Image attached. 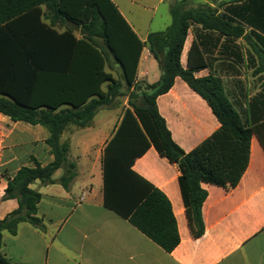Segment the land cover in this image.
Here are the masks:
<instances>
[{"label": "crops", "instance_id": "0c3cea01", "mask_svg": "<svg viewBox=\"0 0 264 264\" xmlns=\"http://www.w3.org/2000/svg\"><path fill=\"white\" fill-rule=\"evenodd\" d=\"M111 1L143 42L150 33L169 28L173 10L179 8L178 4L170 7L172 20L165 28L141 33L136 22L125 16L121 0ZM124 1L137 4V0ZM182 4L181 12L204 6L216 8L217 14H226L233 19V27L241 29L236 36L192 24L181 64L188 67V54L195 42L206 62L204 69L194 73L195 77L220 78L244 124L255 128L248 153L222 151L237 174L236 183L203 185L208 192L202 207L203 235L195 237L191 229L179 186L178 165L160 156L154 147L135 160L133 170L168 198L177 222L179 245L171 252L165 251L127 219L104 206V150L129 107L125 96L126 107L121 99H116L111 105L101 106L88 126L70 125L63 132L61 141L70 145L69 161L76 165V176L69 189L59 182L43 185L36 181L31 185L42 195L37 216L42 219L44 230L23 222L16 235L3 233L2 252L12 264H264V0H204L201 6L193 0H183ZM41 11V22L57 32L72 31L78 39L91 36L102 46V38L83 31L81 25L54 9L41 5ZM32 22L37 24L35 16ZM40 32L37 27L34 38L39 39ZM7 45L0 39V103L59 104L55 110L59 112L70 108L72 102L82 101L84 92L72 96L73 83L56 71L59 60L54 43L39 45L35 57L40 68H29L22 51ZM106 56V72L122 80L121 66L111 53ZM64 61L65 56L62 64ZM160 77L159 64L145 47L137 81L153 84ZM107 87L108 82L101 85L104 91ZM157 105L173 140L187 153L221 126L207 101L180 77L157 98ZM105 106L112 112L102 113L104 118L96 122ZM49 137L46 127L13 121L0 112V220L19 207L16 199H4L8 182L17 172L22 167H35L36 162L46 166L54 161L46 144ZM64 172L62 168L57 170L53 178L60 179Z\"/></svg>", "mask_w": 264, "mask_h": 264}, {"label": "trees", "instance_id": "16d2710c", "mask_svg": "<svg viewBox=\"0 0 264 264\" xmlns=\"http://www.w3.org/2000/svg\"><path fill=\"white\" fill-rule=\"evenodd\" d=\"M41 5L102 38V46L91 36L78 39L72 31L59 33L42 23ZM33 16L37 24L32 22ZM232 22L233 19L224 13L217 14V9L211 6L182 12L175 9L172 25L150 33L143 42L111 0H80L73 4L70 0H0V39L8 43L7 47L22 51L29 68H40L35 57L39 45L54 43L59 60L56 71L73 83L72 96L84 92L81 102H72L70 108L59 112H55L59 104L0 103V112L13 121L46 127L50 132L46 144L55 157L46 166L36 162L33 168L22 167L8 182L4 199H16L19 207L0 220V264H12L2 252L4 232L16 235L23 222L44 230L43 221L37 216L42 195L31 185L36 181L43 185L59 182L69 189L76 176V165L69 161L70 145L61 141L63 132L70 125L88 126L101 106L125 96L129 107L104 150V206L127 219L165 251L171 252L179 245L177 222L168 198L133 170L135 160L154 147L160 156L178 165L179 186L191 229L195 237L203 235L202 207L208 195L203 185L236 183L237 174L222 151L248 153L255 128L244 124L228 100L220 78L195 77V72L206 67L198 45L194 42L190 48L187 68L181 64V54L192 24L203 30L238 36L241 29L233 27ZM37 27L42 31L39 39L33 36ZM145 47L161 69L160 80L153 84L137 81ZM107 52L121 66L120 81L105 70ZM62 65L63 71L59 69ZM177 77L207 101L221 124L212 137L188 153L173 140L157 105V98L173 87ZM105 82H108L106 91L101 88ZM40 106L46 109L39 110ZM61 168L65 172L55 180L53 176Z\"/></svg>", "mask_w": 264, "mask_h": 264}, {"label": "rangeland", "instance_id": "374dc122", "mask_svg": "<svg viewBox=\"0 0 264 264\" xmlns=\"http://www.w3.org/2000/svg\"><path fill=\"white\" fill-rule=\"evenodd\" d=\"M196 6H201L204 4V0H193ZM119 2V1H118ZM183 0H165L160 2V0H137V4L131 5L127 1L121 0L119 2L121 9L125 13V16L132 22H136L137 29L141 28V33L145 30H160L165 28L171 23L172 15L170 14V7L178 4L179 8H182ZM141 4V5H140ZM143 5L147 8H143ZM177 8V9H179ZM181 12V9H179ZM125 97L121 98V102L124 104L123 107L127 106ZM100 114L96 117L95 121L99 122L104 116L102 113L109 114L112 112L107 106L102 107ZM123 110V108H122ZM117 111V110H116Z\"/></svg>", "mask_w": 264, "mask_h": 264}]
</instances>
